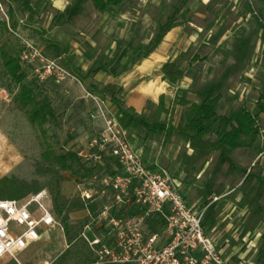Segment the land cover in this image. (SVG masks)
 Segmentation results:
<instances>
[{"label":"rangeland","instance_id":"1","mask_svg":"<svg viewBox=\"0 0 264 264\" xmlns=\"http://www.w3.org/2000/svg\"><path fill=\"white\" fill-rule=\"evenodd\" d=\"M77 1L70 0L71 6L66 12L69 18L62 19L43 0H33L31 12L25 11L14 0H0V43H6L18 60L25 47L31 45L45 58L57 61L61 69L59 75L41 80L40 75L45 72L43 65L20 63L24 79L18 84L6 73L0 57V181L7 178L32 186L43 185L42 190L51 197L54 211L51 179L56 176L61 179L63 196L71 202L84 203V209L69 214V235L62 222L65 213L59 217L54 212L61 227L45 234L40 242L18 254L17 259H6L5 264L94 262L93 252L80 237L84 226L94 216L91 210L93 204L83 202L79 192L80 184L89 181L88 166L80 159L82 169L76 166L74 170H63L55 162L56 157L68 152H74L79 157L89 139L97 133L98 126L90 120L97 110L94 98L103 100L112 112L117 113L112 104L120 102L122 90L118 85L101 87L92 81L95 65L85 75L78 73L74 65H63V60L58 59V53L51 46L57 36L68 39L80 35L77 31L98 36L94 28L102 18L101 14L87 0L80 7L79 15L90 21L81 22L73 16L78 9ZM218 1L214 0V5L206 10L193 0L127 2L122 7L127 8L134 18L129 22L113 23L114 29L120 33L119 51L115 56L120 63L108 65L111 67L109 71L114 75L120 74L124 71V66L120 65L123 61L144 57L151 42L174 22L183 24L192 19L195 26L204 27L206 32L214 24L212 14L223 7L215 5ZM220 1L223 5L226 3V0ZM227 3L223 13L247 16V21L241 25H248L249 30L246 33L242 29H234L238 37L233 34L227 39V43L232 45L244 42L239 54L221 50L207 54L211 65H207L208 79L204 84L213 95L217 93L213 84L220 80L224 86L220 85L216 90L234 91V94L224 91V100L217 107L218 115L230 116L241 107L257 115L258 101L264 102V0H229ZM132 9H136L138 14ZM198 13L207 16L206 20L195 18ZM94 15L98 17L96 21H91ZM234 19L231 16L227 18L224 26H232ZM151 33L154 38L146 44V37ZM126 40L131 41V49L125 45ZM136 48H141L139 54L134 53ZM244 62L245 67L242 68L240 64ZM202 71L203 67L200 71L196 70V75ZM22 86L33 90L38 105H25L20 101ZM184 98L200 103L205 97L192 94L184 95ZM159 102L156 105L148 100L144 117L126 111L128 115L121 120L135 148L150 167L158 166L172 176L190 206L197 211L205 210L204 227L216 223L234 224L232 233L238 235L232 237L231 233L229 237L244 253L236 264H264V115L259 116L260 136L256 147L232 151L219 145L215 136L203 140L191 137L186 130L185 110L170 98ZM43 105H46L45 109H41ZM34 108L40 110L43 120L33 119L31 111ZM96 211L97 207L94 213ZM250 232L254 235L246 237ZM206 233L214 239L215 235L210 230ZM69 236L72 241H69ZM88 236L93 238L91 233ZM252 240L255 248H251Z\"/></svg>","mask_w":264,"mask_h":264},{"label":"built area","instance_id":"2","mask_svg":"<svg viewBox=\"0 0 264 264\" xmlns=\"http://www.w3.org/2000/svg\"><path fill=\"white\" fill-rule=\"evenodd\" d=\"M19 61L43 65L41 80L61 70L57 61L31 45ZM94 100L97 110L90 120L98 130L79 154L90 174L89 181L79 186L80 198L90 205L100 204L80 234L94 254L92 264H229L206 234L205 210L188 204L165 169H153L144 161L121 115L103 100ZM56 227L61 225L45 190L0 200V264L17 259Z\"/></svg>","mask_w":264,"mask_h":264},{"label":"crops","instance_id":"3","mask_svg":"<svg viewBox=\"0 0 264 264\" xmlns=\"http://www.w3.org/2000/svg\"><path fill=\"white\" fill-rule=\"evenodd\" d=\"M43 1L50 5L62 19L69 18L66 12L71 6L70 0ZM88 1L92 4V0ZM129 1L131 0H125L120 7H109L104 14L100 13L102 18L99 22H96L94 28L95 33L98 34L96 37L89 36L84 31H77L80 35L71 36L68 39L66 36H57L55 41L51 43V46L56 50V54L58 53V59L63 60V65H74L81 75L88 73L90 68L95 65V70H99L92 74V81L94 80L101 87L108 85L120 86L122 98L119 104H121L124 110L140 117H144V114L147 112L146 104L148 100L158 105L160 97H164L166 100L170 98L174 101L176 97L184 98V95L198 94L201 97L221 95L220 105L224 100V91L228 94H234V91L229 89L216 90L219 89L220 85L224 86L222 80L215 81L216 83L214 84L212 83L215 86L214 91L217 92L215 95L212 94L211 90H207L204 84L208 79L207 65H211L209 61L210 57L207 58V54L218 53L220 50L226 53L239 54L240 47L244 42L240 43L241 41H238L232 45L227 43V39L233 36V34H236L235 36L238 37L237 33H235L237 31H233L234 29H242L246 33L249 30L248 25H241V23L247 21V16L238 13H234L233 15H225L223 13L229 0H226L227 4L225 3L224 5L220 0L215 4L218 7H223L212 14L214 24H211L206 32L204 31V27L195 26L192 19L188 20L187 23H183L163 34L160 44L147 57H138L132 60L129 58L123 61L120 65L124 66V71L114 75V73L109 71L111 67L108 65L120 63L119 60H115V56L119 51L118 39L120 33L114 29L113 23L133 21L134 17H132V14H129L127 8L122 7ZM193 1L199 3L200 6L206 7L205 10L212 4L214 5V0ZM86 2L87 0H78L76 5L78 9H76V14L73 15L81 22L89 20L83 19L82 15H79L81 14L80 7ZM132 12L138 14L136 9H132ZM194 16L195 18H200L202 21H205L207 18V16L199 13ZM230 16L235 18L233 25L225 27L224 23ZM97 17L98 15H94L91 21H96ZM243 28H246V30ZM153 38L154 34L151 33L148 38L146 37L145 43H150ZM129 40H126L125 45L128 46V49H131L133 45ZM96 41L98 42L96 43ZM139 50L141 48H136L133 51L139 54ZM197 66L200 68L197 69ZM240 66L244 68L245 62L244 64H240ZM240 66L239 70L241 69ZM201 67H203V71L198 72L196 75V70L200 71ZM196 82L199 83L196 84ZM188 100L191 99L188 98ZM91 207L93 215H95L100 204L95 203ZM96 207L97 211L94 213ZM223 224L216 223L211 225V227H205V231L210 230L215 235L214 240L221 258L226 263L236 264L242 259L240 255L244 253L240 252L241 249L229 237L235 229L234 224L231 222ZM206 234L209 235L208 233ZM237 235L232 233L231 236L237 237ZM253 235L254 232H250L246 237ZM254 243L252 240L251 248H255ZM235 259L236 261H233Z\"/></svg>","mask_w":264,"mask_h":264},{"label":"trees","instance_id":"4","mask_svg":"<svg viewBox=\"0 0 264 264\" xmlns=\"http://www.w3.org/2000/svg\"><path fill=\"white\" fill-rule=\"evenodd\" d=\"M14 1L22 6L25 11L31 12L33 10V0ZM124 2L125 0H92L95 10L101 14H104L109 7H120ZM179 25H181V23L177 22L168 25L167 28L164 29L163 34ZM161 36L151 42L148 46V53L144 57H147L160 44L162 40ZM0 57L6 73L14 82L21 84L24 75L20 61L14 57L6 43H0ZM98 70L99 69L94 72ZM19 98L25 105H38L33 95V90L27 86L21 87ZM163 98L164 97H160V100ZM220 100L221 95H217L215 97L207 96L200 103L191 102L183 97H176L174 102L177 106H181L185 110L186 130L191 137L203 140L208 136H215L219 145L232 151L254 149L260 136L259 116L264 115V102L262 100L258 101L257 115H254L248 108L241 107L235 110L230 116H224L218 115L216 110ZM112 105L116 108L117 114L125 119L127 112L121 107L119 102L114 101ZM45 108L46 105L41 107V109ZM31 113L33 119L36 121L44 119L40 110L36 108H34ZM50 114L52 115V113ZM80 159L81 158H79L76 153L68 152L65 155L56 157L55 165L63 170H74L76 166L78 169H82L83 165ZM151 168L155 169L156 167L153 166ZM51 181V187L53 186L51 188V194L54 203V212L59 217L65 213L62 222L69 235V214L73 211L84 209V203L81 201L71 202L61 194L60 178L54 176ZM43 187V185L32 186L25 182L5 178L0 181V200L22 199L28 194L40 192ZM68 238L69 241H72L71 236Z\"/></svg>","mask_w":264,"mask_h":264}]
</instances>
